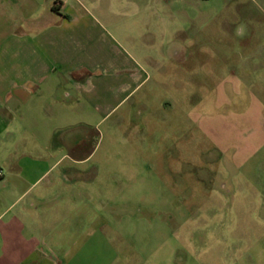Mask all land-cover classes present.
Wrapping results in <instances>:
<instances>
[{
    "label": "crops",
    "instance_id": "1",
    "mask_svg": "<svg viewBox=\"0 0 264 264\" xmlns=\"http://www.w3.org/2000/svg\"><path fill=\"white\" fill-rule=\"evenodd\" d=\"M214 4L228 0H0V264L93 258L109 223L89 196L80 205V120L148 83L143 63L164 71L151 49L179 55L185 24L205 28ZM214 70L174 64L171 85L179 94L203 73L214 98L188 117L241 166L264 148L263 69L237 66L213 87Z\"/></svg>",
    "mask_w": 264,
    "mask_h": 264
},
{
    "label": "rangeland",
    "instance_id": "2",
    "mask_svg": "<svg viewBox=\"0 0 264 264\" xmlns=\"http://www.w3.org/2000/svg\"><path fill=\"white\" fill-rule=\"evenodd\" d=\"M219 5L205 28L185 24L179 55L151 49L166 69L143 63L149 82L129 100L80 120V205L89 196L109 223L85 264H264V148L234 163L188 117L214 98L203 73L179 94L171 85L174 64L212 66L213 87L237 66L264 75V0Z\"/></svg>",
    "mask_w": 264,
    "mask_h": 264
},
{
    "label": "built area",
    "instance_id": "3",
    "mask_svg": "<svg viewBox=\"0 0 264 264\" xmlns=\"http://www.w3.org/2000/svg\"><path fill=\"white\" fill-rule=\"evenodd\" d=\"M0 174H1V172H0Z\"/></svg>",
    "mask_w": 264,
    "mask_h": 264
}]
</instances>
